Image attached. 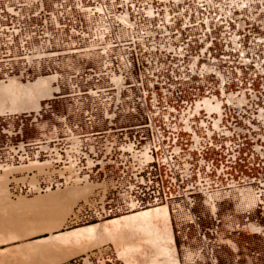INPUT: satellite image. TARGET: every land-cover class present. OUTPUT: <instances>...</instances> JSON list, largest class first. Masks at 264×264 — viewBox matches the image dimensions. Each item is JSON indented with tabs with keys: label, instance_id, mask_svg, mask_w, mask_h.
<instances>
[{
	"label": "rangeland",
	"instance_id": "obj_1",
	"mask_svg": "<svg viewBox=\"0 0 264 264\" xmlns=\"http://www.w3.org/2000/svg\"><path fill=\"white\" fill-rule=\"evenodd\" d=\"M13 2L15 0H0V3ZM91 4L96 9L95 16L78 27L74 26L71 39L69 31L66 37L53 25L47 28L40 24L37 28L35 39L38 42L45 43L53 36L59 50L68 53L52 56L41 73L31 72L10 79L26 86L42 77H55L51 87L56 90L40 102L38 110L26 109L8 117L0 116L5 130L18 133L13 141L29 143L31 150L40 154L36 163L0 174L6 178L7 173L8 189L13 196L71 189L80 191L79 195L83 192V200L90 197L94 185L68 183L77 169H65L61 161L66 158L75 160L81 147L92 145L95 134L108 128V121L103 119L108 98L120 101L122 116L131 118L132 109L142 113L137 103L141 80L149 88L151 84L157 87L163 82L175 84L180 80L190 93L194 86L203 88L200 76L204 69L241 66V53L250 60L247 66L253 73L257 71L255 68L264 65L254 62L255 55H264V0H119L115 4L110 0H93ZM106 9L121 16L109 18ZM116 39H120L123 46H114ZM79 40H85L83 51L76 46ZM127 42L131 43V51L124 49ZM228 55L233 64L223 62ZM7 94L2 96L3 99ZM11 96H6L8 100L5 98L2 105L9 106L11 99L17 100L21 94L17 92L16 96ZM19 97L18 100L22 99ZM28 100L26 105H32L33 101L29 103ZM20 102L25 103L24 99ZM0 137L4 138L2 128ZM262 179L264 181V175ZM232 195L230 200L219 202L212 214L209 207L197 206L194 210L198 217L196 223L184 214L174 216L168 207L179 264H264V212L256 208L251 189L243 193L234 189ZM195 225H199L202 231L215 227L222 231L212 248L200 249L193 244L198 242L193 230ZM251 225L260 230L255 232ZM187 227L192 229L185 232ZM73 228L77 225L68 224L62 230ZM159 229L162 231V225ZM231 229H237L236 233L229 235ZM141 233L136 236L145 238L146 243L142 239L143 244L136 248L138 251L135 250L134 255L128 252L127 259L120 254L121 247L116 241L105 242L107 239L101 238L103 241L97 248L110 245L123 264H128L131 259L132 264L162 263L161 255L154 256L159 254L157 248L154 249L157 243L149 248L152 242ZM206 236L210 235L207 233ZM151 255L153 260L150 262Z\"/></svg>",
	"mask_w": 264,
	"mask_h": 264
},
{
	"label": "built area",
	"instance_id": "obj_2",
	"mask_svg": "<svg viewBox=\"0 0 264 264\" xmlns=\"http://www.w3.org/2000/svg\"><path fill=\"white\" fill-rule=\"evenodd\" d=\"M91 2L0 3V83L41 73L52 56L68 53L59 50L53 36L45 43L38 42L37 28L40 24L47 28L53 25L66 37L69 31L71 39L74 26L95 16ZM106 11L109 18L121 16ZM84 41L76 43L81 51ZM119 45L123 43L116 39L114 46ZM124 49L131 51V43H125ZM230 58L226 56L223 62ZM243 58L241 53V66L204 69L200 76L203 88L194 86L190 93L180 80L157 87L151 84L150 88L141 80L137 103L142 113L132 109L135 117L130 119L120 115V101L108 98L103 116L108 128L95 134L92 145L81 147L75 160L61 161L63 168L77 169L68 183L94 185L92 195L75 206L68 224L97 223L157 206H170L174 216L184 214L196 223L197 206L209 207L212 214L219 202L232 198L234 189L240 193L251 189L256 208L263 213L264 65L253 73L247 66L250 60ZM254 62L264 64V55H255ZM128 119L131 123L122 125ZM1 128L0 173L39 160L40 154L32 151L29 143L13 141L18 133L5 130L2 121ZM191 229L187 227L185 232ZM193 230L198 240L193 244L207 250L222 234L218 227L202 231L195 225ZM236 231L231 229L228 234ZM62 264L123 263L110 245H104Z\"/></svg>",
	"mask_w": 264,
	"mask_h": 264
},
{
	"label": "crops",
	"instance_id": "obj_3",
	"mask_svg": "<svg viewBox=\"0 0 264 264\" xmlns=\"http://www.w3.org/2000/svg\"><path fill=\"white\" fill-rule=\"evenodd\" d=\"M11 114H17V112H8L6 114H0V116ZM2 180L0 181V264H62L96 249L102 242L100 241L102 239H100L101 237L99 238V235L95 238H98V240L93 239L92 241L90 239H83L80 240V242L75 240L74 242L70 238L69 240L71 241L65 244V241H68V237L64 240L62 234L65 236L64 233L66 232H72L73 230L92 225V223L79 224L77 228L62 230L65 225H68V220L75 206L83 200L82 197L84 195L81 197L79 195V197H77L80 191L76 190L74 194L72 192L68 193L67 190L64 192L42 193L32 196H13L8 189V178L4 181ZM60 193H68L70 196L68 194V196H63L62 203L57 202V204L54 203L55 205H53L52 201L50 202L48 198H51L53 194L56 195ZM75 194L77 198L71 196ZM22 204H24L25 207ZM10 211H14V214H11L13 216L9 215ZM62 212L66 214V216L63 215L62 217ZM57 215L61 216V218ZM56 217H58V221H55ZM62 218L63 220L66 219L64 223L61 220ZM59 222L61 226L58 225V227L54 228ZM9 223L15 228L13 229L10 227L14 230L13 234H11V230L8 231L4 228V230H2L4 232L1 231V227L3 225L7 227ZM14 234L18 235V237ZM59 234H61L60 236L63 239L61 237V239L55 237V235ZM55 238H59V240L64 243H60L58 239L56 242ZM87 240H89V242Z\"/></svg>",
	"mask_w": 264,
	"mask_h": 264
},
{
	"label": "bare ground",
	"instance_id": "obj_4",
	"mask_svg": "<svg viewBox=\"0 0 264 264\" xmlns=\"http://www.w3.org/2000/svg\"><path fill=\"white\" fill-rule=\"evenodd\" d=\"M54 78L53 77H51V78L50 77L49 78L48 77H44V78L42 77V78L37 79L34 83L28 84L26 86L23 85L22 83L18 82L16 79L10 80L9 83H7V84H3V83L1 84L0 83V99L1 100L3 99L2 96L5 95L6 93H9L10 96H11V94H13V95L15 94V96H16V93L18 92V94L20 93L21 96L24 95L23 96L24 98H22L21 96L20 97L22 99H20L19 96H17V97H19V99L21 101H23V99H24V102H25V103H23L24 104L23 105L22 102H20V100H18L17 97H16L17 100H15V99L13 100V99L10 98L11 99L10 105L6 107V106H4L2 104H3L4 99L6 98V96H7V98H9L8 97L9 95L7 94L6 96H4V99H3L2 103H0V114H6L8 112H11V113L12 112H19V111L26 110V109L27 110L28 109H36V110H38L40 108V104H41L40 102L42 100L50 97L52 95L53 91H56L54 88L52 89V87H51L52 82L55 80ZM26 95H27V97H26ZM7 98L5 100H8ZM28 98H29V100H28ZM27 100L29 101V103H32L31 101H33L32 105L29 106V104H28V106H27L26 105V101ZM3 176L1 178V180L2 179L5 180V179L8 178L7 177V173H6V176H5L6 178H4ZM4 180H2V181H4ZM73 191H71V189H70V191H68V193L72 192L74 194L75 190H73ZM67 194H64V193L63 194L60 193V194H56V195L53 194V196L51 198L49 197L50 199L48 198V200H50V202L52 201L53 205L57 204V202L58 203L59 202L62 203L63 196H66ZM82 194H83V192L81 193L80 197L82 196ZM71 196L72 197H76V194L74 196L73 195H71ZM77 197H79V194H78ZM24 204H22V205H24ZM21 207H23V206H21ZM24 207H25V205H24ZM10 212H9V215L13 216L11 214H14V211L13 212L10 211ZM63 215L66 216V214H64L62 212V217H63ZM57 216L59 218H61V216H59V215H57ZM7 217H8V215H7ZM58 217H56L57 220L55 218V221H58ZM61 220L64 223V221L66 219L63 220V218H62ZM55 223H58V222H55ZM60 224L61 223L59 222V224H57V226H54V228L58 227V225L61 226ZM11 225H12L11 223H9L7 225V227H5L6 225L5 226L3 225L1 227V231L4 230V229L5 230L7 229L8 231L11 230L10 232H12L11 234H13L14 230H12L10 227H12L13 229H15V228L13 227V225L12 226ZM160 225H162V231H160V229L158 231V227H160ZM251 228L253 230H256L255 232L260 230V228L258 226H256V225H251ZM2 232H4V231H2ZM139 232H142L141 234H143L144 237L147 236L146 239L147 240L149 239V241L152 242V243H150V242L147 241L148 244L150 243L149 246L151 244H154L156 246V243H157V247H154V249L157 248L156 250H158V252L157 251L156 252L159 253V254H155L154 253L155 255L154 254L153 255L157 256V258H158L159 255H161V256H159V259H160V257H162L163 261H162V263H157L158 261L157 262L155 261L154 263H152L151 260H153V257H152L153 255H151L152 259H150V262L152 264H179L178 255H177L176 246H175V241H174L175 239H174V235H173V231H172V227H171L170 211H169V209L166 206H157V207H154V208H151V209H146V210L133 212L131 214H127V215H124V216H121V217H118V218H113V219L107 220V221L103 222L102 224L99 223V224L88 225V226L79 228L77 230H73L72 232H66V233H64V235L66 237L63 236V234H62V237H64V240H66V238L68 237V241H65V244H66V242L69 243V241H71V240H69L70 238L72 239V241L75 240V241H78V242H80V240H83V239H85V240L86 239H90V240L93 241V239H95L97 236L100 235L99 238L100 237L104 238L103 240L107 239L108 241H110V240L113 241V242L116 241L117 244L122 249V250L120 249V251H121L120 254L127 259L128 258L127 255L130 254L128 252H132V254L134 255L133 252L138 251L137 249L140 247L138 244H143L145 242V240H144L145 238H142V237L141 238H137V236H138L137 234ZM67 233H69V234H67ZM145 233H148V234H145ZM11 234H10V236H11ZM150 234H151L152 237L151 236L148 237V235H150ZM0 235H1V233H0ZM60 235L61 234L55 235V237H59L60 238L61 237ZM134 235L135 236L137 235L136 239L133 238ZM7 236H5V237L8 238L9 236L8 237ZM15 236L18 237V235H15ZM59 238H55L56 242H57V239L59 240ZM133 239H135L136 242H134ZM137 239H139V240L137 241ZM142 239L144 240L143 243L141 242ZM2 240H3V238H2ZM64 240H62V241H64ZM95 240H98V238L95 239ZM103 240H100V241H103ZM59 241H60V243H64V242H61V240H59ZM87 241L89 242V240H87ZM161 241H162V243H161ZM163 243H164V246H162ZM158 244H160L161 246L160 245L158 246ZM152 246L153 245H151V247H149V248H152ZM154 252H155V250H154ZM132 254H131V256H132ZM146 255H144V256H146ZM162 255L164 256V258H163ZM141 256L143 257L142 254H141ZM147 256H150V255H147ZM129 257H130V255H129ZM131 258H134V257H131ZM148 258H146V260ZM154 258H155V260H157L156 257H154ZM131 260H133V259H131ZM131 260H130V262H131ZM130 262H128V264H132ZM147 262H148V260H147ZM159 262H161V261L159 260ZM151 263L148 262L146 264H151Z\"/></svg>",
	"mask_w": 264,
	"mask_h": 264
}]
</instances>
